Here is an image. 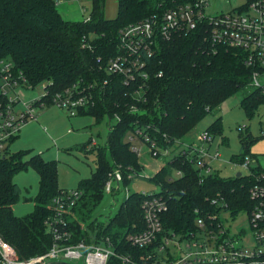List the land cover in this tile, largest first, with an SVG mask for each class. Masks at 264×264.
Wrapping results in <instances>:
<instances>
[{"label": "trees", "instance_id": "16d2710c", "mask_svg": "<svg viewBox=\"0 0 264 264\" xmlns=\"http://www.w3.org/2000/svg\"><path fill=\"white\" fill-rule=\"evenodd\" d=\"M56 1L0 0V60L10 61L14 73H21L32 88L51 82L50 89L57 92L96 80L102 90L95 107L78 113L92 117L98 124L106 118L108 133L103 145L92 148L95 171L77 184L81 197L65 215L72 233L71 242L84 240L101 245L108 237L112 248L120 254L137 258L145 254L150 248L130 245L125 235L145 229L141 205L149 194L162 196L166 201L167 209L160 215L163 234L188 235L197 231L198 217L219 214L222 210L234 216L249 210V177L235 175L224 179L217 170L200 179L194 161L178 152L150 177L159 187L158 192L146 195L129 192L107 221L97 219L95 212L105 196L104 187L111 174L115 170L120 172V188L130 184L129 175H138L144 169L137 153L131 150L128 141L131 134L140 130L156 141L160 149H171L208 113L247 87L252 71L245 67L239 52L212 53L205 49L201 35L175 36L159 46L150 63L143 99L137 102L132 90L123 85L122 77L108 74L105 65L116 54L118 30L155 11V1L117 0L116 16L105 19L104 0H92L91 13L84 21L63 19ZM104 81L106 84L102 85ZM240 105L251 116L264 105V93L257 88L249 91ZM112 119L116 120L114 124ZM205 130L214 137L221 135V118ZM250 140V135L242 138L243 152L231 159L237 160L234 163L243 162L249 155ZM29 152H11L7 144L4 155L0 156V235L23 259L50 250L52 236L46 232L44 220L51 215L52 200L61 191L57 162ZM28 168L34 169L39 177L34 208L26 215L16 216L12 207L19 200L21 189L13 177ZM177 171L181 175H175ZM118 190H113L111 195ZM217 197L227 207L213 205L211 201ZM159 242L160 237L154 245ZM108 264L123 263L111 258Z\"/></svg>", "mask_w": 264, "mask_h": 264}, {"label": "built area", "instance_id": "2783aa9c", "mask_svg": "<svg viewBox=\"0 0 264 264\" xmlns=\"http://www.w3.org/2000/svg\"><path fill=\"white\" fill-rule=\"evenodd\" d=\"M154 1L155 11L118 30L116 54L105 65L108 74L122 77L123 85L132 90L137 102L143 99L150 63L161 43L189 34L201 35L209 52L223 50L241 53L243 64L252 71L250 84L264 93V84L260 85L259 81V76L264 72V0H246L235 10L215 15L207 12L211 7L210 0ZM13 69L10 61L0 60V156L4 155L7 144L26 123L38 120L42 110L57 107L74 117L80 110L95 107L97 98L101 96L102 90L96 80L88 85L77 83L57 92L50 89L52 83L48 82L41 84L43 93L39 98L25 100L23 91L33 88L21 73L15 74ZM105 84L106 81L102 83ZM131 109L135 111L136 107L132 105ZM259 136L264 137V125L260 126ZM196 137L197 145L181 139L174 146L177 147L176 153L186 154L194 161L202 179L217 171L213 162L220 154L217 149L212 151L216 137L208 131L204 130ZM128 141L131 150L138 156L141 152L139 144L146 145L152 157H158L161 152L168 154L172 149H160L156 141L140 130L131 134ZM96 146V141L91 139L88 147ZM254 160V157L246 155L243 162L236 163L246 171L241 176L250 178V208L245 211L249 225V240L246 243H242L245 233L230 236L228 229L223 227L219 215L228 213L224 210L219 214L196 218L197 231L188 235L173 232L163 234L160 215L167 205L162 196L153 194H149L141 205L145 229L125 235L130 245L150 248L145 254L138 258L120 254L112 248L108 237L101 245L89 244L84 240L72 243V233L65 215L81 197L80 191L75 188L61 190L52 200L51 215L44 220L46 232L52 236L50 250L43 255L23 259L16 248L0 235V264H51L53 261L70 259L80 260L81 264H108L111 258L119 259L123 264H264V168L252 166ZM175 175L181 174L177 171ZM133 177L129 175V178ZM120 180L121 174L115 170L105 184V192L111 195L113 190L119 189ZM113 182L115 187L112 186ZM211 203L227 207L221 197L213 199ZM158 237L161 242L154 245Z\"/></svg>", "mask_w": 264, "mask_h": 264}, {"label": "rangeland", "instance_id": "374dc122", "mask_svg": "<svg viewBox=\"0 0 264 264\" xmlns=\"http://www.w3.org/2000/svg\"><path fill=\"white\" fill-rule=\"evenodd\" d=\"M56 8L62 18L69 21H84L89 17L92 10V0H57ZM211 7L207 12L211 15L220 12H230L235 10L237 5L244 4L246 0H210ZM117 13V0H104L103 17L113 19ZM260 85L264 84V72L259 76ZM256 89L250 83L247 87L241 89L235 95L224 100L217 108L208 113L195 128L183 139L191 140L197 145V135L203 132L215 119L221 118L222 132L216 136L212 146V151H219L220 157L213 162L214 169L218 170L219 176L224 179L233 178L236 173L242 175L246 171L240 168L236 163V158L240 152H243L242 138L251 136L248 154L255 160L252 166L259 165L264 168V137L259 136L260 126L264 125V105L251 115L247 116L243 111L240 101L249 92ZM43 93L42 85L39 84L33 90H24L25 100L39 98ZM41 120L39 122L28 124L19 133V138L13 145L11 152L30 151L29 154H40L44 160H53L57 162V183L59 188L74 189L77 184L91 176L95 171V153L87 152L82 148L89 137L94 139L99 145L105 143L108 125L107 119H103L99 124L93 122L90 117L66 118L62 110L57 107H50L40 112ZM111 120V124L115 123ZM32 122V121H31ZM245 127L246 129H239ZM223 139V140H222ZM90 148V147H87ZM177 152V147L165 154L160 153L158 157H152L147 147L140 152V163H150V168H145L140 174L134 175L129 185L120 187L113 195L105 193V196L97 208L95 215L101 222L107 221V217L113 215L117 210L119 203L128 192H158L159 187L151 182L150 177L158 169L166 164L170 158ZM38 174L28 168L14 175L13 181L21 188L19 200L13 205L12 211L16 216H23L33 211L34 195L38 191ZM115 187V182L112 184ZM32 196V197H31ZM31 197V199H30ZM219 219L224 228L228 229L230 236L237 233H245L246 237L242 243L249 240V225L247 214L241 211L232 216L230 213L222 212ZM68 264H81L80 260H64Z\"/></svg>", "mask_w": 264, "mask_h": 264}, {"label": "crops", "instance_id": "0c3cea01", "mask_svg": "<svg viewBox=\"0 0 264 264\" xmlns=\"http://www.w3.org/2000/svg\"><path fill=\"white\" fill-rule=\"evenodd\" d=\"M63 113H64V116H66V118H79V117H90V116H88V115H77V116H74V117H70L66 112H64L63 111ZM41 114L39 113V118H38V120L36 121V122H39V120H41V116H40ZM90 119H93L92 117H90ZM93 122H95L94 121V119H93ZM30 123H35V122H28V123H26L21 129H20V131H19V133L21 132V130L26 126V127H28V124H30ZM19 133H18V135L15 137V138H13L9 143H8V146H9V150L11 151L12 149H11V144L13 145V143H15L16 142V140L19 138ZM92 137H89L88 138V140H90ZM183 139V138H182ZM183 140H186V139H183ZM187 141H190V142H192L193 143V141H191V140H187ZM97 143V142H96ZM85 147V149H86V151L87 152H89V151H92V148L93 147H91V148H87L88 147V141H87V143L86 144H83ZM97 145H99L98 143H97ZM140 148H141V151H143V148L144 147H147L146 145H138ZM142 164V163H141ZM144 165V167L145 168H150L151 167V164L150 163H147V164H143ZM92 174V173H91ZM19 187V186H18ZM76 188V187H75ZM74 188V189H75ZM21 189V188H20ZM61 190H68V189H65V188H61ZM35 196V195H34ZM32 197V196H31ZM31 197H30V199H31ZM33 198V197H32Z\"/></svg>", "mask_w": 264, "mask_h": 264}, {"label": "water", "instance_id": "95a60500", "mask_svg": "<svg viewBox=\"0 0 264 264\" xmlns=\"http://www.w3.org/2000/svg\"><path fill=\"white\" fill-rule=\"evenodd\" d=\"M239 176H241V173L240 172L236 173V177H239Z\"/></svg>", "mask_w": 264, "mask_h": 264}]
</instances>
